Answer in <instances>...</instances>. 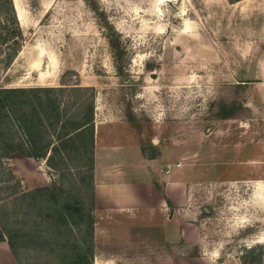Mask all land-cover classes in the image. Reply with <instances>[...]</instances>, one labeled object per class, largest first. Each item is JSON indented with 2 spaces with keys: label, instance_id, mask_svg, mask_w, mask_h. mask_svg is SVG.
I'll return each instance as SVG.
<instances>
[{
  "label": "rangeland",
  "instance_id": "374dc122",
  "mask_svg": "<svg viewBox=\"0 0 264 264\" xmlns=\"http://www.w3.org/2000/svg\"><path fill=\"white\" fill-rule=\"evenodd\" d=\"M13 2L22 12L23 39L11 65L0 62V86L55 87L50 94L61 108H94L95 140L114 134L121 142L133 134L139 171L167 165L179 176L193 171L198 203L209 210L205 240L219 254L214 264H242L246 249L264 244V0ZM2 147L0 153L10 149ZM24 158L15 151L0 166V229L4 222L15 234L21 264H60L59 251L31 242H42L45 232L27 221L44 223L46 216L28 212L23 195L68 177L88 212L91 173ZM79 223L68 240L80 225L88 230V219ZM126 249L137 264H153L167 251L188 257L202 250L142 242ZM256 264H264V255Z\"/></svg>",
  "mask_w": 264,
  "mask_h": 264
},
{
  "label": "trees",
  "instance_id": "16d2710c",
  "mask_svg": "<svg viewBox=\"0 0 264 264\" xmlns=\"http://www.w3.org/2000/svg\"><path fill=\"white\" fill-rule=\"evenodd\" d=\"M235 1L238 0H230V2ZM15 7L13 0H0V62L5 66L11 65L14 61L23 39L20 18ZM54 88L0 86V152L3 149L2 143H7L10 147L7 153H0V166L3 167L5 156L19 151L26 157L47 158L49 166L58 171L69 170L73 174V169L82 168L79 170L91 173L93 184L91 208L88 212L84 210L85 199L82 195L74 194L75 187L74 189L70 187L69 181H66L68 177H63L59 184L39 187L24 193L23 197H28L30 200L26 203L21 199V202L28 205V212L39 210L46 216L44 223L38 220L27 221L34 222L32 230L39 229L40 232H45L40 238L42 242L37 240L31 242L45 244V247L57 253L59 251L61 259L64 258L59 262L60 264H87V259L90 258L92 260L90 264H94V108L93 111L92 108H87L77 113L61 108L56 98L53 99L50 94ZM16 140L20 141V146H14ZM58 159L59 161L56 162ZM65 174L63 172V176ZM76 218L80 220L79 224L82 223L84 226V221L88 219V230L80 225L78 230L81 233L77 234L73 241L68 240L69 238L66 237L68 232L73 233L72 223ZM2 224L0 241L8 243L20 262L16 254L18 241L15 239V234L4 222ZM85 230L88 231V234L86 231L88 236L85 235ZM62 251L68 252L70 255L67 256H72V260L65 258ZM263 255L264 244L251 246L241 258L242 264H256Z\"/></svg>",
  "mask_w": 264,
  "mask_h": 264
},
{
  "label": "crops",
  "instance_id": "0c3cea01",
  "mask_svg": "<svg viewBox=\"0 0 264 264\" xmlns=\"http://www.w3.org/2000/svg\"><path fill=\"white\" fill-rule=\"evenodd\" d=\"M3 87L25 86L5 83ZM96 128L98 131L97 122ZM120 138L122 141L116 142L113 134L107 141L105 136L95 140L94 263L137 264L133 253L124 249L142 242L166 247L183 243L202 249L201 255L188 257L167 251L153 264H176L177 259L183 264H214L219 254L209 249L205 240L207 221L203 214L207 216L209 210L198 203L201 190L192 178L193 171L192 177L177 175L174 165L139 171L133 165L139 150V145L133 147L137 139L131 133ZM24 159L36 162L32 157ZM134 172L142 176L138 179ZM101 239L108 243L104 250L103 244L98 245ZM0 264H20L6 241H0Z\"/></svg>",
  "mask_w": 264,
  "mask_h": 264
},
{
  "label": "bare ground",
  "instance_id": "6f19581e",
  "mask_svg": "<svg viewBox=\"0 0 264 264\" xmlns=\"http://www.w3.org/2000/svg\"><path fill=\"white\" fill-rule=\"evenodd\" d=\"M15 6H17V5L15 4ZM17 12H18V14H19V17H20V15L22 16V12H21L20 9H18V7H17ZM20 18H21V17H20Z\"/></svg>",
  "mask_w": 264,
  "mask_h": 264
}]
</instances>
